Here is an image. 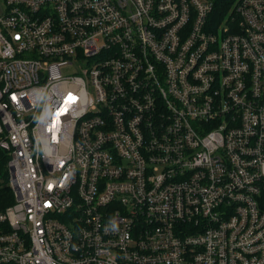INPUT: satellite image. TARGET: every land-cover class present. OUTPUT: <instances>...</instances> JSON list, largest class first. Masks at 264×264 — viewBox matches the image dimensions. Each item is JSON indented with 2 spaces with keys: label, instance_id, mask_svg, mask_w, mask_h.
Returning a JSON list of instances; mask_svg holds the SVG:
<instances>
[{
  "label": "built area",
  "instance_id": "obj_1",
  "mask_svg": "<svg viewBox=\"0 0 264 264\" xmlns=\"http://www.w3.org/2000/svg\"><path fill=\"white\" fill-rule=\"evenodd\" d=\"M0 264H264V0H0Z\"/></svg>",
  "mask_w": 264,
  "mask_h": 264
},
{
  "label": "trees",
  "instance_id": "obj_2",
  "mask_svg": "<svg viewBox=\"0 0 264 264\" xmlns=\"http://www.w3.org/2000/svg\"><path fill=\"white\" fill-rule=\"evenodd\" d=\"M8 156L0 150V209H5L14 202V194L9 182Z\"/></svg>",
  "mask_w": 264,
  "mask_h": 264
}]
</instances>
